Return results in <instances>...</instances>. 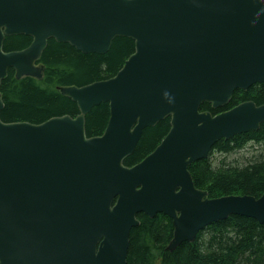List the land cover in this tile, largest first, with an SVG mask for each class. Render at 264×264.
Returning a JSON list of instances; mask_svg holds the SVG:
<instances>
[{"label": "water", "instance_id": "obj_1", "mask_svg": "<svg viewBox=\"0 0 264 264\" xmlns=\"http://www.w3.org/2000/svg\"><path fill=\"white\" fill-rule=\"evenodd\" d=\"M17 35L31 42L5 51ZM117 37L134 51L114 76L60 89L76 116L0 118V264H126L140 213L171 218L169 251L231 215L264 223V194L211 198L188 170L264 123V103L200 111L264 83V0H0V86L10 69L41 78L50 39L105 54ZM104 103L106 127L88 137L86 115ZM166 118L157 147L126 166L143 130Z\"/></svg>", "mask_w": 264, "mask_h": 264}, {"label": "trees", "instance_id": "obj_2", "mask_svg": "<svg viewBox=\"0 0 264 264\" xmlns=\"http://www.w3.org/2000/svg\"><path fill=\"white\" fill-rule=\"evenodd\" d=\"M31 38L24 35L6 37L4 50H21ZM134 42L125 37L113 40L105 54H83L67 43L50 39L38 64L40 79L15 78L10 69L1 83L3 122L41 123L51 117L78 114L76 104L63 96L59 88L83 86L114 76L133 53ZM243 101L264 103V83L247 90H236L229 104L214 110L209 104L202 111L215 114ZM109 119V106L100 104L86 115L88 137L101 135ZM170 128L169 118L143 130L136 149L124 164L142 160L160 143ZM217 156V157H215ZM188 170L196 188L211 198L225 195L264 194V123L258 130L218 140L206 159L192 163ZM139 225L131 229L126 264H264V223L239 215L213 223L198 233L191 243L182 242L173 251L167 246L173 236L169 217L157 214L138 216Z\"/></svg>", "mask_w": 264, "mask_h": 264}, {"label": "rangeland", "instance_id": "obj_3", "mask_svg": "<svg viewBox=\"0 0 264 264\" xmlns=\"http://www.w3.org/2000/svg\"><path fill=\"white\" fill-rule=\"evenodd\" d=\"M215 157H217V156H215Z\"/></svg>", "mask_w": 264, "mask_h": 264}]
</instances>
